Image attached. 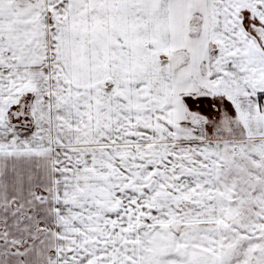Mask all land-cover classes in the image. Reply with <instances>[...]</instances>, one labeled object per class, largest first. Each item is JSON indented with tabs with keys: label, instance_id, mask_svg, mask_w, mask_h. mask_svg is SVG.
<instances>
[{
	"label": "snow or ice",
	"instance_id": "1",
	"mask_svg": "<svg viewBox=\"0 0 264 264\" xmlns=\"http://www.w3.org/2000/svg\"><path fill=\"white\" fill-rule=\"evenodd\" d=\"M0 264H264V0H0Z\"/></svg>",
	"mask_w": 264,
	"mask_h": 264
}]
</instances>
